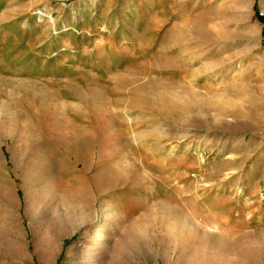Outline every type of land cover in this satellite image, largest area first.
<instances>
[{
	"label": "rangeland",
	"instance_id": "rangeland-1",
	"mask_svg": "<svg viewBox=\"0 0 264 264\" xmlns=\"http://www.w3.org/2000/svg\"><path fill=\"white\" fill-rule=\"evenodd\" d=\"M0 264H264V0H0Z\"/></svg>",
	"mask_w": 264,
	"mask_h": 264
},
{
	"label": "bare ground",
	"instance_id": "bare-ground-1",
	"mask_svg": "<svg viewBox=\"0 0 264 264\" xmlns=\"http://www.w3.org/2000/svg\"><path fill=\"white\" fill-rule=\"evenodd\" d=\"M41 16H42V15H41ZM41 16H40V17H41Z\"/></svg>",
	"mask_w": 264,
	"mask_h": 264
}]
</instances>
